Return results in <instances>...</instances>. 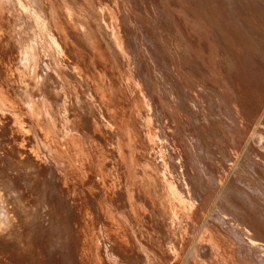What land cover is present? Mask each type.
Returning <instances> with one entry per match:
<instances>
[{
	"label": "rangeland",
	"instance_id": "obj_1",
	"mask_svg": "<svg viewBox=\"0 0 264 264\" xmlns=\"http://www.w3.org/2000/svg\"><path fill=\"white\" fill-rule=\"evenodd\" d=\"M78 1H82L85 7L90 3L88 0ZM95 1L102 4V14L106 22L109 20L108 14L110 12L119 45V49L111 46L109 28H106L104 23H100L101 34L98 46L100 54L103 57L99 62L103 64L108 75L113 74L117 80L120 77V72L126 70V77L122 82V89L128 101L120 100L119 106L125 111V117L134 114L130 117L141 129V142H143L142 144L145 148L144 157L149 159L163 180H166L167 183L173 185L177 190H180L183 197H186L185 194H190L192 195L191 197L197 196L195 198H198L200 201H197L196 209L193 212L194 220L190 218L191 221L189 219L187 222V224L189 223L188 228L191 232L193 231L192 237L194 238L196 232H198L200 223L209 216V212L213 208L212 205H214V208L216 206V208L222 207V209H228L227 212L229 214L231 213V222H237V219L239 222L247 217L246 222L250 224L251 219L247 216V209L240 200H236L238 198L233 193L234 189H236L233 186V178L236 171H245L246 168L249 169L250 166L254 165L252 163L257 165V167L254 165L253 168L256 169L258 177H261V180L264 178V169L262 167V160H264V0H185V3L178 0L179 3L181 2L178 5L177 0ZM44 2L45 7H53L50 0H44ZM23 8L26 9L23 10ZM30 8L27 0H21V2L19 0H0V31L5 35L15 34L14 36H8L5 44V52L0 55V58H2V64L0 63V93L7 98L9 104L11 99L16 101V106L22 104V107H12L5 104L0 105V149L6 153L0 157V169L3 167L12 169L9 175L2 174L3 177L6 176L3 179L6 188L4 190L5 196L3 195L4 200L0 201V219H7L6 215L8 211L7 206H5L7 205L6 198H9L7 194L19 195L21 191L26 190L27 184L31 183L30 175H26L23 171L18 172L15 170L16 156L22 155L26 159H36L44 156V154L49 156L47 150L42 146L41 137L38 134L41 128L36 125L37 122L34 123V119L32 115L28 114L27 109L33 113V103L37 106L51 108L53 112H56L57 128H55L57 130L59 127L65 129V125H61L60 122L65 116L64 106L67 101L66 93L71 92L72 96L76 97L81 92L78 88H72L70 90L67 87V81L70 78H74L73 72H68V69L62 63L46 55H43L45 57L42 56L41 65L37 70V89L33 90L31 86H28L29 88L26 89L25 86H16V84H12L9 81V77L7 76L8 61L16 63V66L22 67V70L28 66V61L21 58L20 41L25 37L26 30H29L31 24H33L31 19L33 11ZM177 13L182 14L183 20ZM178 17L181 18L180 22L182 27H180V30L176 29V31L174 28L176 26V19H180ZM13 24H16L17 29L13 30ZM17 30L23 36H18L19 32ZM68 32L72 39H80V35L74 29L70 28ZM101 35L103 36L101 37ZM67 42L76 61L83 68L89 69L91 66L88 64L92 59L90 60L88 56L93 54L92 44L86 45L89 50L88 53L90 54L82 56L76 50L74 43L72 45L71 40ZM51 59L52 62H50ZM91 69L95 70L94 67H91ZM46 79L52 81L54 86L53 91L44 88ZM82 88L88 92L87 94L92 92V87H89L88 84L83 83ZM89 88H91V92ZM13 92H16V99L12 96ZM115 93H118L116 95L120 96L118 91ZM187 115H190V119ZM70 116L72 119L75 118L72 112H70ZM218 116H221V118ZM232 116L234 117L232 118ZM235 116L240 118L244 130H238V133L234 132V134L232 132V135H230L229 133L231 132L228 131H231L230 127L234 126ZM109 117L111 119L109 120L113 124L111 128H104L100 120L98 121L96 117L90 115L84 117L83 123H75L73 124L74 126H68V131L71 134L69 137L72 138V141L78 137L85 144L87 142L90 144V139L93 141V148L91 150L89 149L92 154L94 153L95 144L99 146V153L106 149L105 154L107 157L104 159L103 166L105 179L101 180L95 172L93 173L91 171L89 184L96 187L99 186L97 189L94 187L95 194L105 204L107 202L106 206L112 207V200L106 193L111 192L112 177L109 174V170L115 164L117 165L116 168L120 178L122 180L124 179L123 184L126 181L128 187L131 186L132 193L137 191L133 196H137L135 200L138 202L141 200V203H143L146 209L143 211V214L145 215L148 212V218H150L149 214L151 211L159 214L158 207L152 204L151 199L147 198L137 185V174L141 172V167L136 165L138 167L136 168L138 173L134 175L128 167L131 164L132 157L135 155L141 156L139 155L140 150L137 149L134 151L127 144L125 127L121 129L116 123V118L114 116ZM194 119H196V124H199L198 126L195 124ZM45 120L49 121L50 117L45 116ZM148 128H150L149 132ZM62 136H65V134L57 136V139L59 141L62 140ZM230 136H233V138ZM248 136L254 137V140L252 138V140H249L250 137ZM193 138H195V141ZM108 140L120 143L123 146L125 162L120 159L121 157L117 148L107 144ZM199 144L203 150L199 147ZM243 150L244 152L247 151L240 153ZM206 151L208 152L206 153ZM196 152L198 155L195 154ZM209 152L210 155H208ZM174 154L177 155V158ZM204 155L207 157L205 158ZM246 155H252L256 160L252 156L249 158ZM200 156L202 157L198 158ZM181 157L182 159H180ZM203 157L207 163L210 158V164L208 163L207 165ZM238 158H241V160ZM196 160L198 163H196ZM215 160L216 162H212ZM202 161L204 162L202 163ZM211 163L216 167L214 168ZM170 165L172 166L170 167ZM199 167L200 170L198 169ZM206 167L208 168L206 169ZM43 168L47 176V183L54 189L58 188L61 182V176L64 173L63 165L60 163L45 162ZM261 170H263V173ZM215 172L218 173L215 174ZM198 173H201V177H199L200 174ZM202 177L203 180L200 179ZM212 178H214L213 181L210 180ZM184 180L187 186H185ZM196 180L202 181L196 182ZM199 183H201V187ZM231 184H233V187ZM178 186L182 189L185 187L183 189L184 192ZM202 186L204 188L208 187L205 190ZM226 187L231 190H228ZM44 189H46V186H44ZM120 189H115L118 193L115 192V199H122L121 201L123 203V201L125 202L127 200V197L122 189L120 192ZM226 193L229 198L225 197ZM44 194L47 195V190ZM142 194L144 195L142 196ZM207 194L210 196L209 198ZM218 194L221 195L219 196ZM205 195L207 196L205 197ZM149 199L151 202H149ZM60 205L67 211L71 209V202H62L60 200ZM124 205L125 203H123ZM150 205L152 206L150 207ZM224 206L228 208L226 209ZM149 207L155 208L156 210L150 209ZM147 214L146 217L143 215L146 219H144L145 221L149 220ZM233 214L234 216H232ZM235 214L237 219L235 218ZM171 215L173 220L179 222L181 226L179 235L182 240V251L179 257L177 255L176 261L174 262V264H181V257L185 256L186 252L190 250L193 238H189L184 234L182 216L176 213L175 210ZM191 224H195V226ZM196 227L197 229H195ZM171 246L173 247L174 244L171 243ZM204 247L206 246L204 245ZM204 247L205 254H209L208 246L206 248ZM65 248L66 246L62 241L57 242L53 248V257L55 260H58L59 264H70L67 248L66 250Z\"/></svg>",
	"mask_w": 264,
	"mask_h": 264
},
{
	"label": "bare ground",
	"instance_id": "obj_2",
	"mask_svg": "<svg viewBox=\"0 0 264 264\" xmlns=\"http://www.w3.org/2000/svg\"><path fill=\"white\" fill-rule=\"evenodd\" d=\"M19 1L21 2V0ZM88 1L90 3L87 2L88 5L87 7H85L82 4L83 2H80L78 0H50L53 7L47 8L44 5V0H27V4L30 5V9H32L31 11H33V14L31 16L33 24H31L29 30H26L25 37H23L20 41V54L22 56L21 58L28 61V68L24 67L22 70V67L16 66V63L8 61L7 76L9 77V81L12 82V84H16V86H25L26 89L29 88L28 86H31L33 90L37 89V70L41 65L42 56L46 55L49 57H53L52 59H56L57 62L62 63L68 69V72H73L74 78H70L67 81V87L70 90L72 88H78L81 92L78 93L76 97L72 96L71 92L66 93L67 101L65 102L66 104L64 106L65 116L63 119H61L60 122L61 125H65V129L63 127H59L58 130L56 129V112H53L51 108H46V106H37L35 105V103H33V113L31 112V110L27 109L28 114L32 115L34 123L37 122L36 125L40 126L42 130L41 131L38 128V134L41 137L42 146L47 150L49 156L44 154V156H40L36 159H26L22 155L16 156L17 160L15 162V170L18 172L23 171L26 175H30L31 183L27 184V187L25 188L26 190L23 192L21 191L19 195H12L10 193L7 194V196H9L8 199L6 198L7 205H5L7 206L8 211L6 215L7 219H0V264H59L58 260H55L52 254L53 248L59 241H62L67 248V254L70 264H174L177 255L179 257L182 251V240L179 235L181 226L179 225V222L173 220L171 215L174 210L176 211V213L182 216L184 222L183 230L185 232L183 233L186 234L189 238L193 236V231H190V229L188 228L189 223L187 224V222L190 218L193 219V212L196 209V204L199 199L195 198L197 196L191 197L192 195L190 194H185L186 197H183L180 190H177L173 185L167 183L166 180H163L159 176L156 168L151 164L149 159L144 157L145 148L142 144L143 142H141V129L134 123V121H132V118L130 117L134 114L130 115L129 117H125V111H123V109L119 106L120 100L123 99L126 102L128 101V98L122 89V82L126 77V70H122L120 72V77L117 80L115 79L116 77L113 76V74L108 75L107 70L105 69L103 64L99 62V60H101L103 57L100 54V49L98 46L101 34V29L99 27L100 23H104L105 27L109 28L111 46L119 49L117 36L112 23L110 12L108 14L109 20L106 22V19L102 14V4L98 3L95 0ZM176 2L178 5L181 4V2L185 3V0H181L180 3L178 2V0ZM25 9L23 8V10ZM179 14L178 16H181L182 18V14ZM181 18L178 20L176 19V26L174 28L175 30H180V27H182L180 22ZM13 25V30L17 29L16 24ZM70 28L74 29L76 33L80 35L79 40L72 39L71 35L68 32V29ZM14 35H5L2 31H0V55L5 52V44L8 36ZM19 35L20 37L23 36L21 32H19L18 36ZM102 36L103 35H101V37ZM68 40L72 41V45L74 43L76 50L82 56L90 54L88 53L89 50L87 49L86 45L92 44L93 54L88 56L90 57V60H92L89 62V64H87L92 68L94 67L95 70H92L91 67L89 69L83 68V66H81L76 61L75 56H73L70 51L69 44L67 42ZM52 59L50 62H52ZM1 61L2 58H0V63ZM83 83H85L86 85L88 84L89 87H92V92L90 90L91 88H89L91 93L87 94L88 92H86L82 88ZM44 88L49 91L54 90L53 83L50 79H46ZM116 91L119 92L120 96L116 95L118 94L115 93ZM15 93L16 92H13L12 96L16 99ZM15 103L16 101L11 99L9 104L7 98L0 93V105L5 104L12 107H22V104L16 106ZM70 112L73 113L75 117L74 119L71 118ZM86 115L96 117L98 121H101L104 128H111L113 124L111 123L112 121H110L111 119L109 116H114L116 118L117 125L120 126L121 129L125 127L127 133V144L132 147L134 151L137 149L140 150L139 155H141H135L134 157H132L131 164L128 167L133 175L138 173L136 169L138 167H136V165L141 167V172L137 174V185L147 196V198L151 199L152 204L158 207L159 214H156L155 211H151V213L149 214L150 218H148V212L146 213L145 211V213L147 214V218L149 219L148 221H145L146 219L143 217V211L146 209L143 203H141V200L139 199L140 202H138L137 200H135L137 196H133V194H135L137 191L135 190L136 192L132 193L131 186L128 187L126 181V184H123L124 179L122 180L120 178V175L117 172L116 168L117 165L115 164H113L114 166L109 170V174L112 177L111 192L106 193L110 196L112 200L110 201L113 206H106L107 202L105 204L97 197L94 191L95 188L97 189L99 188V186L96 187L89 184V178L92 171L93 173L95 172V174L101 180L105 179L103 166L104 159L105 157H107L105 154L106 149L99 153V146L95 144L93 151L94 153L92 154L91 151H89V149L91 150V148H93V141L91 139L90 144L89 142H87V144H85L84 142L82 143L79 137L72 141V138L69 137L71 134L68 131V126H74L73 124L75 123H83L84 117ZM45 116H49L50 120H45ZM218 117L221 118V116ZM233 117L234 116H232V118ZM195 118L197 119V117ZM196 119H194V121ZM234 119V126H231V131H228L231 132L229 133L230 135H232V132L234 134V132L238 133V130H244L240 118L238 116H235ZM196 125L198 126L199 124ZM149 129L150 128H148V132ZM260 131L262 130L260 129ZM64 134L65 136H62V140L59 141V139H57V136H61ZM233 136L230 137L233 138ZM75 137L77 136L75 135ZM251 138L253 139L254 137L251 136L249 140ZM193 139L195 141V138ZM107 144L112 145L113 147L115 146L121 157L120 159L125 162L123 146L120 143H115L109 140L107 141ZM199 147H201V145ZM247 147L249 148V146ZM208 151H206V153ZM243 152L244 150L240 153ZM4 154H6L5 151L0 149V157H2V155ZM183 154L185 155V153ZM195 154L198 155L197 152ZM208 155H210V152ZM175 156L177 158V155ZM207 156H205V158ZM251 156L249 155L248 157L250 158ZM201 157L202 156L198 158ZM252 158L254 157L252 156ZM111 159L113 160V158ZM180 159H182V157ZM254 159L256 160V158ZM216 160L212 162H216ZM239 160H241V158ZM44 161L46 163H60L63 165L64 173L61 176L60 185L56 189H54L47 183V176L45 175L43 168V165L45 163ZM204 161L206 162L205 159ZM204 161H202V163ZM262 161V167L264 169V160ZM209 162L210 158L208 163ZM196 163H198V161ZM199 164L197 165L200 166ZM211 164L213 165V163ZM252 164L256 165L255 163ZM254 165L250 166L249 169L246 168V170L242 172L235 170V176L233 175L234 185L231 184V186L233 185L236 188L233 192L238 198L236 200H240L243 206H245V208L247 209L246 213H248V215H246L251 219L250 224L246 222L247 217L238 222L236 214L235 218L237 219V222H231V213L229 214L227 212L228 207L224 206L227 209L225 210L222 209V207L216 208L215 206L214 208V205H212L213 208L209 212V216L200 223L201 225L199 227V230H197L198 232H196L194 238L192 237L193 240L190 250L188 249L189 251L186 252L185 256L181 257V264H264V178L262 179V181L261 177H258L256 169L253 168ZM171 166L172 165H170V167ZM207 168L208 167H206V169ZM198 169L200 170V167ZM10 170L12 169L7 167H3L2 169H0V201L4 200L3 195L5 194L4 190L6 188L3 180L4 177L6 178V176L3 177L2 174L4 173L9 175ZM261 171L263 173V170ZM206 172L208 171L206 170ZM219 172L221 173V170ZM216 173L218 172H215V174ZM198 174H200L199 177H201V173ZM230 176L232 175L230 174ZM95 178L97 179V177ZM200 179L203 180V177ZM213 179L214 178L210 180L213 181ZM198 181L196 180V182ZM132 182L134 181L132 180ZM185 184V186H187L186 181ZM199 184V186L201 187V183ZM44 186H46V189H44ZM117 188H121L124 191L125 196L127 197V200H125V202L123 201V203H125L124 206L121 201L122 199H115V189ZM202 188L204 187L202 186ZM121 189L120 192L122 191ZM132 189L134 190V188ZM183 189L182 192H184ZM199 189L201 190V188ZM46 190L47 195L44 194ZM205 190L202 191L206 192ZM144 194H142V196ZM207 195H205V197ZM209 197L210 196L208 195V198ZM225 197L229 198L227 197V193ZM150 199L149 202H151ZM60 200L62 202H71L70 211L62 208V206L60 205ZM151 206L152 205H150V207ZM146 214L144 215L145 217ZM241 215L243 214L241 213ZM232 216H234V214ZM189 221H191V219ZM197 224L199 223L197 222ZM193 225L195 226V224ZM192 226L191 228H193ZM195 229H197V227ZM171 243L174 244L173 247L171 246ZM204 245L206 247L208 246L209 254H205L203 249Z\"/></svg>",
	"mask_w": 264,
	"mask_h": 264
}]
</instances>
